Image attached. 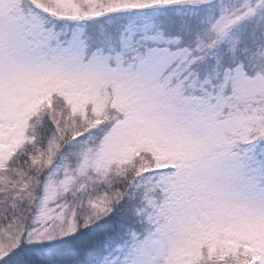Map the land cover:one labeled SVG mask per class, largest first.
<instances>
[{"label":"snow or ice","instance_id":"1","mask_svg":"<svg viewBox=\"0 0 264 264\" xmlns=\"http://www.w3.org/2000/svg\"><path fill=\"white\" fill-rule=\"evenodd\" d=\"M0 264H264V0H0Z\"/></svg>","mask_w":264,"mask_h":264}]
</instances>
